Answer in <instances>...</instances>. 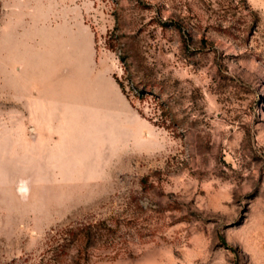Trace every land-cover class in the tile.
<instances>
[{
	"label": "rangeland",
	"instance_id": "374dc122",
	"mask_svg": "<svg viewBox=\"0 0 264 264\" xmlns=\"http://www.w3.org/2000/svg\"><path fill=\"white\" fill-rule=\"evenodd\" d=\"M0 264H264V0H0Z\"/></svg>",
	"mask_w": 264,
	"mask_h": 264
},
{
	"label": "crops",
	"instance_id": "0c3cea01",
	"mask_svg": "<svg viewBox=\"0 0 264 264\" xmlns=\"http://www.w3.org/2000/svg\"><path fill=\"white\" fill-rule=\"evenodd\" d=\"M42 87V85H41ZM40 87V91L42 89H45L44 87L41 88ZM37 94L40 98L36 97V106L38 107V112H40L39 114H37L38 112H35L36 114V119L34 120V122H47V121H51V113H50V106H49V102L46 98H48V94L46 92V90H43V94H41V96L39 95L38 91ZM36 110V109H35ZM64 141H70V144H72V147H79V138H73L72 140L65 138L64 137ZM74 141V142H73ZM68 145V144H66ZM43 147L45 148V145H43ZM47 149V148H46Z\"/></svg>",
	"mask_w": 264,
	"mask_h": 264
},
{
	"label": "trees",
	"instance_id": "16d2710c",
	"mask_svg": "<svg viewBox=\"0 0 264 264\" xmlns=\"http://www.w3.org/2000/svg\"><path fill=\"white\" fill-rule=\"evenodd\" d=\"M77 233L79 235V239L77 240L79 244L82 241H84L85 239L87 240V239L91 238V232H90V227L89 226H80L77 229Z\"/></svg>",
	"mask_w": 264,
	"mask_h": 264
}]
</instances>
